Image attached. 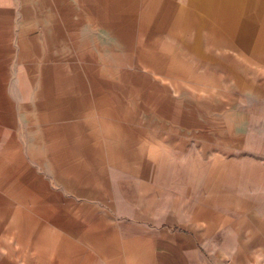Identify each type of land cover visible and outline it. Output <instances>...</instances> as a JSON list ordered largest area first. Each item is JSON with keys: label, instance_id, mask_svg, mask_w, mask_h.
Instances as JSON below:
<instances>
[{"label": "crops", "instance_id": "1", "mask_svg": "<svg viewBox=\"0 0 264 264\" xmlns=\"http://www.w3.org/2000/svg\"><path fill=\"white\" fill-rule=\"evenodd\" d=\"M0 264H264V0H0Z\"/></svg>", "mask_w": 264, "mask_h": 264}]
</instances>
